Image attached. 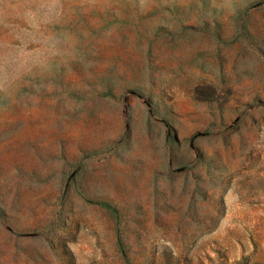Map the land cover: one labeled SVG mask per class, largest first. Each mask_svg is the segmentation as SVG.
<instances>
[{"label": "rangeland", "instance_id": "rangeland-1", "mask_svg": "<svg viewBox=\"0 0 264 264\" xmlns=\"http://www.w3.org/2000/svg\"><path fill=\"white\" fill-rule=\"evenodd\" d=\"M0 264H264V0H0Z\"/></svg>", "mask_w": 264, "mask_h": 264}]
</instances>
